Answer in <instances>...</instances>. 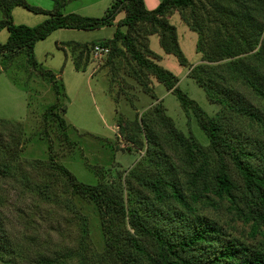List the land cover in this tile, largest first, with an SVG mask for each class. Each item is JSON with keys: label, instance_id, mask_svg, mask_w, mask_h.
I'll return each instance as SVG.
<instances>
[{"label": "trees", "instance_id": "16d2710c", "mask_svg": "<svg viewBox=\"0 0 264 264\" xmlns=\"http://www.w3.org/2000/svg\"><path fill=\"white\" fill-rule=\"evenodd\" d=\"M65 1L53 0L54 13L40 24L28 26L15 24L11 10L14 5L32 8L29 4L24 0H0V30L8 31L6 42L0 44V54L6 58L25 50L33 62L35 42L52 31L95 29L111 23L123 9L125 16L117 21L111 38L77 45L80 53L75 66L87 64L89 55L86 53L82 61L83 49L89 47L91 55L94 44L109 47L107 60L122 55L126 49L135 62L134 75L143 90L152 91V80L156 79L175 92L185 111L194 113L208 144H202L192 133L185 134L158 103L118 126L125 133L126 142L146 148L142 160L124 177L119 173L111 182L86 184L63 165L55 164L51 156L39 172L45 180L35 184L36 191L42 197L55 198L60 172L67 181L69 194L77 196L84 208L78 206L75 211L70 205L79 223L74 247L54 257H39L35 262L68 264L77 257V264L105 261L108 264H264V144L232 126V122L247 120L248 125H255L264 133V72L257 67L264 64V0H212L216 2L209 1L210 7L203 0H161L152 9L146 8L144 0H115L114 7L100 18L74 12L63 14L60 8ZM197 6H201L198 10H210L209 16L215 17L213 27L204 26L203 22L202 39L215 35L218 40L216 46L211 42L207 48L199 41L197 49L206 63L191 68L189 76L205 90L210 102L221 104L213 115H208L194 99L179 90L178 77L155 62L160 56L144 40V37L148 40L149 34H157L164 51L176 55L185 64L176 26L167 15L181 9L182 18L194 28V20L204 15L196 12ZM216 10L224 11L228 20L220 23L218 16L213 15ZM237 20L240 27L235 33L224 30ZM121 27H126V31ZM204 30L209 37L204 36ZM224 59L227 61L222 62ZM222 68H228V74L222 75ZM236 79L243 80L253 90L260 101L258 106L241 95L235 96L237 92L230 84ZM54 108H49L53 117ZM57 116L54 118L62 129L61 136L65 135L64 141L68 142L67 123ZM8 145H0V151L5 148L11 160L16 150ZM174 157L179 161L178 166L172 162ZM254 158L262 164H255ZM11 167L10 161L0 162V174ZM232 168L238 179L234 178ZM223 201L228 203L233 222L226 226L199 209L205 204L220 207ZM238 223L247 237L237 234ZM96 228L98 236L92 233ZM15 250L0 220V264H16Z\"/></svg>", "mask_w": 264, "mask_h": 264}, {"label": "rangeland", "instance_id": "374dc122", "mask_svg": "<svg viewBox=\"0 0 264 264\" xmlns=\"http://www.w3.org/2000/svg\"><path fill=\"white\" fill-rule=\"evenodd\" d=\"M24 1L32 8L14 5L11 15L15 24L36 26L55 11L53 0ZM160 1L144 0L148 9L154 8ZM203 1L204 5L210 7L209 1L212 0ZM114 3L115 0H66L60 11L63 14L74 12L100 18L114 7ZM199 8L201 6H197L196 12L204 15L198 18L200 20H194L193 15V19L190 17L196 21L194 28H190L182 18L181 9H174L167 15L176 26L185 64L180 63L176 55L164 51L157 34H149L148 40L146 37L144 40L160 56L155 62L178 77L176 86L179 90L194 99L208 115H213L221 104L210 102L205 90L189 76L191 68L206 63H203V54L197 49L199 41L202 40V46L207 48L211 42L216 46L215 41L218 40L215 35L209 37L206 30L204 36L209 38L202 39L200 28L203 22L204 26L213 27L215 23L212 19L215 17L209 16L210 10ZM224 14L219 10L213 12L221 20L218 21L220 23L228 20ZM124 16L122 9L111 23L95 29L58 28L52 31L46 38L35 42L33 62L25 50L6 58L0 54V145L9 143L8 147L16 150V156L11 160L5 148L0 151V162H12V167L0 174V220L11 246L16 249V264H37L35 261L39 257H54L56 253L73 248L78 237L79 223L70 205L78 211L76 208L80 206L83 209L84 204L77 196L69 194L65 177L59 172L55 198L42 197L36 191L35 184L40 185L45 180L44 174L39 172L51 156L55 164L63 165L77 180L86 184L111 182L119 173L124 177L142 160L146 148L126 142L125 133L118 126L139 117L144 110L158 103L163 105L166 114L185 134L192 133L202 144H208V138L194 113L185 111L175 92L166 89L156 79L152 80V91L143 90L141 82L134 75L135 62L126 49L122 55L116 54L107 60V55L92 58L88 47L83 49L82 56L84 61L88 53L87 64L80 68L75 66L80 53L77 45H90L111 38L117 29V21ZM237 27H240V20L224 27V30L235 33ZM120 29L126 31V27ZM7 37L8 31L1 29L0 44L5 43ZM226 61L224 59L222 62ZM257 67L258 71L264 72V64ZM220 72L223 75L229 71L222 68ZM230 86L237 92L236 97L240 98L241 95L258 106L259 98L243 80H232ZM52 106L55 107L54 117L59 115L67 123L66 137L69 143L64 141L65 135L64 138L61 136L62 129L51 115L49 108ZM232 126L239 132L240 129L246 132L253 141L259 140L264 144V133L255 125H248L247 120L232 122ZM172 159L173 164L178 166L179 161L175 157ZM252 161L262 164L260 159L254 158ZM232 174L238 179L233 168ZM64 202H67V206ZM227 207L228 203L223 201L220 207L205 204L199 209L226 226L229 222L233 223ZM240 226L238 223L237 234L247 237L246 232L240 231ZM88 227L93 229L90 225ZM97 232L98 228L92 231L95 236H98ZM77 262V257H73L67 263ZM102 264L108 263L105 261Z\"/></svg>", "mask_w": 264, "mask_h": 264}, {"label": "built area", "instance_id": "2783aa9c", "mask_svg": "<svg viewBox=\"0 0 264 264\" xmlns=\"http://www.w3.org/2000/svg\"><path fill=\"white\" fill-rule=\"evenodd\" d=\"M109 53V47L99 45V44H94L91 48V55L92 58L98 59L103 56H106Z\"/></svg>", "mask_w": 264, "mask_h": 264}]
</instances>
